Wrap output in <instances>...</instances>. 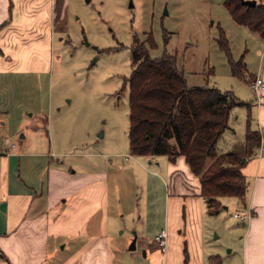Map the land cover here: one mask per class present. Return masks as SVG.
Here are the masks:
<instances>
[{
	"label": "crops",
	"instance_id": "crops-1",
	"mask_svg": "<svg viewBox=\"0 0 264 264\" xmlns=\"http://www.w3.org/2000/svg\"><path fill=\"white\" fill-rule=\"evenodd\" d=\"M68 24V0H0V80L50 73L54 34L66 32ZM262 56L251 77L264 79V50ZM245 103L233 108L228 128L235 132L237 120L241 138L227 137L225 131L217 147L224 154L244 144L249 119L261 138L242 167L249 183L245 204L236 197L222 199L226 212L233 208L234 216L252 214L241 220L243 226L228 223L223 211L209 215L200 177L184 155L175 161L135 156L129 147L130 156L115 155L121 161H92L73 170L54 162L58 153L53 143L48 151H36L23 135L17 143L6 138L0 147V264H115L116 252L122 250L116 226L124 215H118L111 200L122 204L132 188L141 190L144 205L138 212L135 247L151 256L152 263L264 264V98ZM222 142L224 150L219 151ZM42 159L48 161L46 171L41 170ZM186 213H193V223ZM164 228L168 247L163 253L154 238ZM178 229L184 236L175 243Z\"/></svg>",
	"mask_w": 264,
	"mask_h": 264
},
{
	"label": "rangeland",
	"instance_id": "rangeland-1",
	"mask_svg": "<svg viewBox=\"0 0 264 264\" xmlns=\"http://www.w3.org/2000/svg\"><path fill=\"white\" fill-rule=\"evenodd\" d=\"M68 8L67 31L54 34L50 73L0 80V116L7 121L0 122V147L6 138L17 143L22 135L36 151H48L53 143L58 153L54 162L73 170L92 161H121L116 154L130 156L129 87L124 86L132 72L135 35L145 41L151 57L175 55L189 87H216L242 102L255 97L247 77L262 61L264 37L235 22L224 0H68ZM221 30L229 51L218 43ZM239 61L244 78L233 73L232 64ZM235 121V132L229 128L226 136L232 133L237 140L241 129ZM42 160L46 171L48 161ZM126 196L122 204L111 200L118 215H124L116 226L122 250L116 252L115 264H154L151 256L131 248L138 212L144 209L142 192L132 188ZM235 212L231 208L224 218L243 226ZM186 217L193 223V213ZM179 232L172 238L175 243L184 236ZM234 248L237 255V241Z\"/></svg>",
	"mask_w": 264,
	"mask_h": 264
},
{
	"label": "trees",
	"instance_id": "trees-1",
	"mask_svg": "<svg viewBox=\"0 0 264 264\" xmlns=\"http://www.w3.org/2000/svg\"><path fill=\"white\" fill-rule=\"evenodd\" d=\"M256 2L248 5L243 0H224V5L235 22L264 37V2ZM147 40L155 46L152 34ZM218 43L229 51L223 30ZM131 62L132 72L124 86L129 87L130 153L167 156L171 161L184 155L192 172L200 177L211 216L225 208V197H236L245 204L249 183L242 167L261 143L251 119L244 144L224 154H219L217 147L229 128L233 108L247 103L216 87H189L177 57L168 53L151 57L138 35L134 36ZM232 66L233 73L244 78L243 61Z\"/></svg>",
	"mask_w": 264,
	"mask_h": 264
},
{
	"label": "built area",
	"instance_id": "built-area-1",
	"mask_svg": "<svg viewBox=\"0 0 264 264\" xmlns=\"http://www.w3.org/2000/svg\"><path fill=\"white\" fill-rule=\"evenodd\" d=\"M247 80L249 81L250 87L255 94L258 102H262L264 98V79L260 76H256L254 79L249 75L247 77ZM12 147H15V144L11 145ZM128 158V157H126ZM238 218L241 219H249L251 218V213L246 214H236L235 215ZM156 245L160 249L161 252H166L168 247V231L166 228L159 231V233L154 238Z\"/></svg>",
	"mask_w": 264,
	"mask_h": 264
},
{
	"label": "water",
	"instance_id": "water-1",
	"mask_svg": "<svg viewBox=\"0 0 264 264\" xmlns=\"http://www.w3.org/2000/svg\"><path fill=\"white\" fill-rule=\"evenodd\" d=\"M243 2L245 3V4H248V5H256V0H243ZM244 161V160H243ZM132 249H134L135 248V243L134 244H132V247H131Z\"/></svg>",
	"mask_w": 264,
	"mask_h": 264
}]
</instances>
